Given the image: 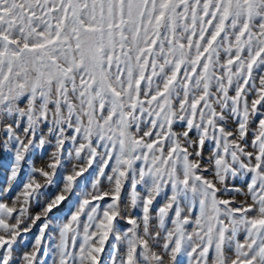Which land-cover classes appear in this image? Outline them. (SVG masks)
Listing matches in <instances>:
<instances>
[{"label": "snow or ice", "instance_id": "snow-or-ice-1", "mask_svg": "<svg viewBox=\"0 0 264 264\" xmlns=\"http://www.w3.org/2000/svg\"><path fill=\"white\" fill-rule=\"evenodd\" d=\"M0 152V264H264V0H0Z\"/></svg>", "mask_w": 264, "mask_h": 264}, {"label": "rangeland", "instance_id": "rangeland-1", "mask_svg": "<svg viewBox=\"0 0 264 264\" xmlns=\"http://www.w3.org/2000/svg\"><path fill=\"white\" fill-rule=\"evenodd\" d=\"M51 149L49 147H45L44 151L43 152H40V151H35V152H32L29 154L28 156V159L30 161H34L35 162V165L37 167H41L43 166L47 159H48V153ZM207 155V153H206ZM9 159H10V154L9 153H2L0 152V186H3L4 183L6 182V174H5V168L9 162ZM65 167H67V165H65ZM29 168V165L28 164H25L24 166V170L21 171L20 173V180L17 181V183L13 186L12 188V191H11V196H15L17 194V192L19 191L20 189V184L21 182L25 179L26 177V173H27V170ZM61 175L63 174L64 172V169H60L59 170ZM58 180H59V177H58ZM46 192V194H54L55 191H56V188L55 187H50L46 190H44ZM127 196H128V191L127 189L125 190L124 192V197H125V200L127 199ZM9 203V205H11V200L9 199L7 201ZM67 208H68V205L65 204L63 205L59 211L63 210L62 213L60 214H56L55 213V216H63L66 214L67 212ZM39 211V206L33 202L31 205H30V212L32 214H35L36 212ZM39 224V222H38ZM120 226L121 227H125V224H124V221L121 220L120 221ZM38 233V225L33 227L31 232L25 234L26 238L25 239H22L19 241V243L17 245H15L16 247V253L15 255L18 257L22 252L26 251V250H30V245L32 244L33 240H34V237L37 235ZM41 259H47L51 260V257L48 256V257H41Z\"/></svg>", "mask_w": 264, "mask_h": 264}, {"label": "trees", "instance_id": "trees-1", "mask_svg": "<svg viewBox=\"0 0 264 264\" xmlns=\"http://www.w3.org/2000/svg\"><path fill=\"white\" fill-rule=\"evenodd\" d=\"M62 212H63V210L56 212V214H60V213H62Z\"/></svg>", "mask_w": 264, "mask_h": 264}]
</instances>
